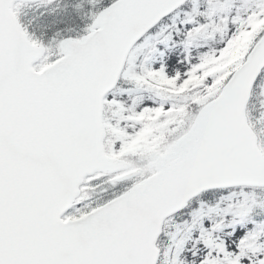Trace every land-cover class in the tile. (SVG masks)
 <instances>
[{
  "label": "snow or ice",
  "instance_id": "6c2138e0",
  "mask_svg": "<svg viewBox=\"0 0 264 264\" xmlns=\"http://www.w3.org/2000/svg\"><path fill=\"white\" fill-rule=\"evenodd\" d=\"M0 264H264V0H0Z\"/></svg>",
  "mask_w": 264,
  "mask_h": 264
}]
</instances>
